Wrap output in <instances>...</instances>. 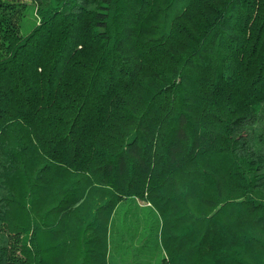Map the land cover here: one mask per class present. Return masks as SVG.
Masks as SVG:
<instances>
[{"label": "trees", "instance_id": "trees-1", "mask_svg": "<svg viewBox=\"0 0 264 264\" xmlns=\"http://www.w3.org/2000/svg\"><path fill=\"white\" fill-rule=\"evenodd\" d=\"M141 263L264 264V0H0V264Z\"/></svg>", "mask_w": 264, "mask_h": 264}, {"label": "rangeland", "instance_id": "rangeland-1", "mask_svg": "<svg viewBox=\"0 0 264 264\" xmlns=\"http://www.w3.org/2000/svg\"><path fill=\"white\" fill-rule=\"evenodd\" d=\"M134 200L137 202V208L132 207L133 202L132 201L128 202L129 199L123 200L117 204L115 211L113 210L112 217H115L114 219H119L121 217V212L124 210H125V212L127 211L125 214L126 217L128 216L129 218L134 220V215H132L134 213L132 211L136 212V215H138V217H139V215H141L144 212L145 208H143V207L146 205H143L144 202L142 200H140L139 198H134ZM118 209H119V211L117 212L116 210H118ZM137 221H138V224H140V222L142 221V218H140L139 220L137 219ZM138 241H139L138 239L136 241H134L133 245L136 244ZM140 259H141V262H144L145 258H144L143 253L140 254ZM141 264H143V263H141Z\"/></svg>", "mask_w": 264, "mask_h": 264}]
</instances>
